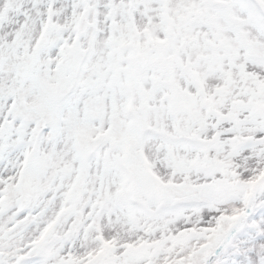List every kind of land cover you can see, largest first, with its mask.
I'll return each instance as SVG.
<instances>
[{"label": "snow or ice", "instance_id": "snow-or-ice-1", "mask_svg": "<svg viewBox=\"0 0 264 264\" xmlns=\"http://www.w3.org/2000/svg\"><path fill=\"white\" fill-rule=\"evenodd\" d=\"M0 264H264V0H0Z\"/></svg>", "mask_w": 264, "mask_h": 264}]
</instances>
